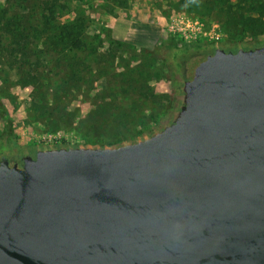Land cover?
Listing matches in <instances>:
<instances>
[{
	"label": "water",
	"instance_id": "obj_1",
	"mask_svg": "<svg viewBox=\"0 0 264 264\" xmlns=\"http://www.w3.org/2000/svg\"><path fill=\"white\" fill-rule=\"evenodd\" d=\"M215 46L150 133L0 163V264H264V44Z\"/></svg>",
	"mask_w": 264,
	"mask_h": 264
},
{
	"label": "rangeland",
	"instance_id": "obj_2",
	"mask_svg": "<svg viewBox=\"0 0 264 264\" xmlns=\"http://www.w3.org/2000/svg\"><path fill=\"white\" fill-rule=\"evenodd\" d=\"M242 2L57 0L53 27L73 25L83 45L41 43L29 55L14 46L5 52L9 41L0 35V137L11 131L29 147L104 146L149 133L173 104L175 45L264 44V15L238 14ZM200 47L192 52L195 68L204 61Z\"/></svg>",
	"mask_w": 264,
	"mask_h": 264
},
{
	"label": "trees",
	"instance_id": "obj_3",
	"mask_svg": "<svg viewBox=\"0 0 264 264\" xmlns=\"http://www.w3.org/2000/svg\"><path fill=\"white\" fill-rule=\"evenodd\" d=\"M57 0H0V35L1 39L9 42L3 44L5 52L10 47H17L22 52L31 55L27 51L36 50L42 43L51 48H60L61 44L70 49L79 48L83 45L81 39L73 32L71 24L53 27L52 22L59 10ZM65 6H63L64 8ZM256 13L264 15V2L261 0H243L237 7V13ZM160 38L150 41V48L158 47ZM245 48H253L245 46ZM0 112V115H3Z\"/></svg>",
	"mask_w": 264,
	"mask_h": 264
},
{
	"label": "flooded vegetation",
	"instance_id": "obj_4",
	"mask_svg": "<svg viewBox=\"0 0 264 264\" xmlns=\"http://www.w3.org/2000/svg\"><path fill=\"white\" fill-rule=\"evenodd\" d=\"M215 45L216 42H209L206 44V47H200L198 42L186 41L179 42L177 45H175L172 54L168 58V69L170 74H173V84L170 86V90L173 93V104L170 110L168 111L166 118L163 120L169 119V115L171 113L181 109L183 103L180 101L179 104L176 106L175 96L182 94V86L184 85V83L193 78L195 70V55L192 54V52L200 47V55H204V58L202 60H205L209 55L215 52ZM220 47L225 49L226 51L237 50V45L234 44H224L220 42ZM173 120L174 116H172L169 120V124H171ZM160 125L161 122L157 125V128H159ZM150 132L151 131L149 130V133ZM36 147L37 146H22L20 142L14 138L13 132H5L0 137V163L3 160H7L10 165L17 164L19 167H21L23 166V161L26 154H29L33 158H35Z\"/></svg>",
	"mask_w": 264,
	"mask_h": 264
},
{
	"label": "built area",
	"instance_id": "obj_5",
	"mask_svg": "<svg viewBox=\"0 0 264 264\" xmlns=\"http://www.w3.org/2000/svg\"><path fill=\"white\" fill-rule=\"evenodd\" d=\"M185 35H188L185 31L183 32Z\"/></svg>",
	"mask_w": 264,
	"mask_h": 264
}]
</instances>
